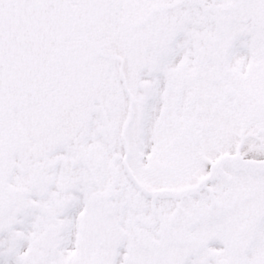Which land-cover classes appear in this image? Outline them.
<instances>
[{"label": "snow or ice", "instance_id": "1", "mask_svg": "<svg viewBox=\"0 0 264 264\" xmlns=\"http://www.w3.org/2000/svg\"><path fill=\"white\" fill-rule=\"evenodd\" d=\"M0 264H264V0H0Z\"/></svg>", "mask_w": 264, "mask_h": 264}]
</instances>
